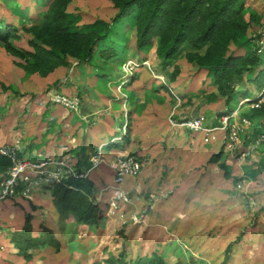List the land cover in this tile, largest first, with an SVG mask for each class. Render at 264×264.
<instances>
[{"label":"rangeland","instance_id":"obj_1","mask_svg":"<svg viewBox=\"0 0 264 264\" xmlns=\"http://www.w3.org/2000/svg\"><path fill=\"white\" fill-rule=\"evenodd\" d=\"M47 6V3L38 4V0H0V18L22 28L23 22L29 25L42 15ZM248 6L247 14L250 11L264 13V0H248ZM68 11L79 25L99 19L109 21L116 14L111 0H72ZM22 15L25 20L20 19ZM130 25L131 22H116L115 25L120 30L123 26L126 36L129 34L127 61L137 63L132 69V77L136 81L130 90L133 96L130 103L127 87L132 81V78L129 79L132 73H124L122 66H116L120 71L114 72L111 83L104 77L102 80L96 78L100 69L94 64L79 65L80 61L75 58L70 59L69 66H61L60 74H57L56 68L50 74L41 76L28 73L18 64L24 62L20 57L8 54L0 46V147H15L21 152L33 141V149L36 146L37 151L35 153L32 149V154L37 156H25V159L48 161L46 172L37 180L30 197L24 199L33 201L36 198L37 202L33 205L49 214L40 224L34 222L36 225L31 234L38 236L42 225H46L54 229L61 243L60 251L48 243L35 245L28 249L31 257H25L19 248L11 246L13 238L9 234L20 225L5 223L7 226L4 229L8 234L0 238V241H5L1 243L6 247L5 252H0V264H91L97 258L117 256L124 248L133 259L161 256L164 264H264V143L243 158L239 153L244 148L241 143L237 144V151L226 152L224 148L222 154L224 133H217L216 140L206 143L200 135L181 129L177 123L194 116H201L205 124L212 125L219 111L226 108L225 99L210 101L209 94L216 92L212 77L184 56L165 66L156 53V46L142 53L147 54L148 59L140 62L135 30L129 32ZM263 31L264 26L253 25L248 37H258ZM28 37L23 33V39L16 43L30 49ZM235 47L232 45V49ZM119 49L122 50L123 46ZM175 64L180 66V73L173 79ZM96 65L103 66L104 63L97 60ZM51 74L54 75L52 78L57 77L53 83L55 86L42 91L40 80ZM64 83L71 88V94L86 90L90 94L112 92L116 93L117 99H121L116 101L113 96L110 106L101 105V101L91 104L90 97L85 94L84 100L89 106L84 104V109L81 106L77 109L89 114L94 110L98 112L90 118L86 117L94 122L107 123L113 118L115 131L119 133L110 142V134L104 135L103 140L114 145L100 144L103 156L98 157L94 169L88 172L95 184L94 196L102 215L100 222L94 225L75 224L72 219L59 215L52 208L53 197L48 188L53 185V180H64L76 172L75 165L80 157L76 159L74 155L81 147H86L83 139L77 145L67 142L71 148L62 146L61 152H58L60 145L56 142L50 144L45 138L42 143L37 142L46 135L42 125L38 124L41 111L54 104L59 112L67 114V110L63 109L67 107L51 101L45 103L44 98L45 95L50 99L57 94H70ZM144 88L145 92L142 91ZM30 90L36 94L29 93ZM40 91L43 93L38 95ZM31 96L36 100L32 106L27 104ZM237 102L238 99L233 104L236 106ZM43 105H46L45 108ZM239 107L241 116L251 111L248 103L240 102ZM113 110L116 115L110 112ZM52 115L49 112L48 116ZM77 121L76 117L73 123ZM91 124L84 122L82 127L78 122L68 131L72 136L84 134L85 137L88 129L87 134L95 133V129L90 128ZM263 124L264 120H253L247 131L251 134H241L240 142L245 141L243 144L247 145L248 137L251 143L254 142L263 133L260 132L264 130L261 129L263 126L258 127ZM36 126H39L38 129ZM62 127L60 120L57 129ZM126 129L130 141L124 146L125 150L115 153L123 146V142L118 141L122 140L120 133L123 130L126 132ZM20 131L21 136L18 134ZM10 134L13 136L7 138ZM4 139L8 143L2 144ZM94 145L87 146L88 157L89 150H93L91 158L96 157L99 148ZM218 153L222 155L220 162L211 163V157ZM125 157H135L140 171L128 173L122 181H118V169L112 164ZM60 160L66 166H59ZM222 163L225 169L221 167ZM2 190L0 184V193ZM30 213L26 212L24 225L29 223ZM1 223L0 227H3ZM229 247L231 251L227 258Z\"/></svg>","mask_w":264,"mask_h":264},{"label":"trees","instance_id":"obj_2","mask_svg":"<svg viewBox=\"0 0 264 264\" xmlns=\"http://www.w3.org/2000/svg\"><path fill=\"white\" fill-rule=\"evenodd\" d=\"M111 1L116 10L113 18L79 25L68 11L72 0H38V4L47 3L48 6L29 25L23 22L19 28L0 18V46L8 54L20 57L24 62L18 64L31 74L46 76L56 68L69 66L70 59L75 58L80 61L79 65L94 64L100 69L98 75L110 76L115 69L114 64L122 66L128 60L129 34L118 39L119 31L114 27L116 22H131L140 62L148 59L147 54L142 55L143 52L157 46L156 53L165 66L184 56L188 62H194L199 69L207 71L216 89L209 94L210 101L225 99L226 103V110L218 113L220 124L223 116L232 113L231 103L238 97L248 99L250 105L260 103L258 107H251L249 113H243V117L250 120L264 117V51L259 52L264 31L258 37H248L253 25L264 26V13L250 11L247 14L248 0ZM24 18L22 15L20 19ZM23 33L29 35L27 44L30 49L16 43L23 39ZM237 42L241 44L237 45ZM232 45L236 46L235 49ZM120 46H123L122 50ZM97 60L104 65H96ZM179 73L180 66L175 64L172 78L175 79ZM254 90L258 93L255 94ZM123 139H130L127 131ZM224 148L225 144L222 154ZM83 154L85 156L79 158L75 165L74 174L48 188L55 208L64 219H72L79 225H94L100 222L102 215L94 196L95 184L88 175L93 162L90 156ZM19 156L23 158L21 153ZM221 157L218 153L211 157L210 162L219 163ZM13 167L11 157L0 154V182L9 177ZM221 167L226 168L224 163ZM31 232L32 226L27 223L13 237L15 246L25 257H31L29 248L44 243L61 250L60 241L49 227L43 225L38 236ZM230 251L231 247L227 250V258ZM161 258L133 259L124 248L117 256L97 258L91 264H164Z\"/></svg>","mask_w":264,"mask_h":264},{"label":"crops","instance_id":"obj_3","mask_svg":"<svg viewBox=\"0 0 264 264\" xmlns=\"http://www.w3.org/2000/svg\"><path fill=\"white\" fill-rule=\"evenodd\" d=\"M89 24V23H88ZM124 24V23H123ZM115 28V27H114ZM116 30H118L119 31V35L118 36H116L118 39H120V38H122V37H128V36H126V30L123 28V26H122V28H121V30L120 29H117V28H115ZM128 30H129V32H131L130 30H132L131 29V27L129 26V28H128ZM122 31V32H121ZM129 42V41H128ZM122 44H125V43H122ZM144 53V52H143ZM140 55V54H139ZM139 59V58H138ZM116 66H118V65H116L115 64V69H114V71H113V73H112V75H110V76H100V75H98V73L96 74V78H98V77H100V80H102V77H104V79H107L108 80V83H111L110 82V79H113V76H114V74L115 73H118L120 70H118L117 71V67ZM62 67H60V68H58L57 69V71L56 72H59V73H57V74H60V69H61ZM121 70L125 73V71H124V65L122 64V68H121ZM99 72V71H98ZM115 72V73H114ZM123 72H122V75H123ZM52 76H54L53 74H51V75H49L48 77H46V78H42V79H44L43 81H41L40 80V83H43L42 85V91L45 89V88H52L53 89V87L55 86V84H54V86H53V83L56 81V79H57V77H53L52 78ZM135 79L134 80H132L131 81V83L130 84H128V85H126V86H128L127 87V90H129L128 92L130 93V90L133 88V86H134V83H135ZM67 82V81H66ZM60 84L62 83V81H60L59 82ZM14 84V83H13ZM63 87V86H62ZM61 87V88H62ZM65 87H67L66 89H67V91L68 90H70L71 88H69L68 86H67V84L66 83H64V88ZM122 87V86H121ZM74 89V88H73ZM42 91H40V92H37L38 93V95H40V94H42L43 92ZM143 92H145V88H144V90H142ZM29 93H33V94H36L35 93V91H28ZM68 92H70V94L72 93L71 92V90L70 91H68ZM80 92V91H79ZM78 91H77V95H79L80 96V99H81V103H80V106H81V108H83V106H84V104H86L87 106H89L88 105V102H86L85 100H84V96H85V94H87L89 97H90V103L91 104H93V101L94 102H99V101H101V105H107V106H110V104H112V99L115 97L116 98V93L115 94H113L112 92H110V93H108V94H102V93H100V92H91V94H90V92L89 91H87L86 90V92H80L81 93V95H80V93H79ZM132 92V91H131ZM254 93L256 94V93H258V91L257 90H254ZM37 96V95H36ZM114 96V97H113ZM117 96H120L119 94H117ZM33 96H31L28 100H27V104H29L30 106H32L33 105V102H36V100H34V98H32ZM44 98H45V103H47V101H51L50 99H49V96H44ZM119 98V97H118ZM238 99V102H237V105L235 106L233 103H231V108H232V113L235 111V110H237V109H239V112H240V107H239V103L241 102V100L242 99H244V98H242V97H238V98H236L235 100H237ZM116 101H119V100H121V99H115ZM133 100V96H132V94L130 93V98H129V103L131 102ZM221 100V99H220ZM45 106L46 105H43V108H45ZM56 105H54V104H51L49 107H48V109L47 110H43V111H41L40 112V118H41V121L39 122L38 121V124L41 126L42 125V130H44L45 131V134L46 135H44L43 137L41 136L40 137V139H38L37 140V142H39V143H42L43 142V139L45 138V140L46 141H48V142H50V144L52 143V141L53 142H56V144H59L60 146H58L57 147V150H58V152H61V150H63L62 149V146H64V148H71L70 146H68L67 145V142H70L71 144H78V142L80 141V140H82L83 139V141L85 142V144H86V147H81L79 150H77L76 151V153H75V155H74V157L77 159L78 157H80V158H82L83 157V153H86L87 152V146L89 145V144H91V143H93V144H95L94 146H98L97 148H99L100 147V144L102 145H106V144H108V145H111L112 143H109L112 139H113V137H115L116 135H118L119 133H117L116 131H115V128H114V126H115V121H114V119L113 118H111V119H108L107 120V123L106 122H94L93 120H87V118L86 117H89L90 118V116H93L94 114H96V113H98V112H94V111H92L90 114L89 113H87L86 111H84V113H82V112H78L77 111V109L76 110H72V111H70V110H68V109H65V108H63L66 112H67V114L65 115V113H62V112H59L58 111V109L55 107ZM60 107V106H59ZM62 108V107H61ZM111 108H113V107H111ZM84 109V108H83ZM224 110H226V108L224 109ZM224 110H221V111H224ZM221 111H219V112H221ZM49 112H51L53 115L51 116V117H49L48 116V114H49ZM111 113H114L115 115H116V112H115V110H113V111H110ZM240 114V113H239ZM241 116V115H240ZM243 116V115H242ZM77 117V123L75 122V123H73V120L75 119ZM255 119H259L260 120V122H262V120H264V117H255L254 119H252L251 121H253V120H255ZM39 120V119H38ZM61 120V122H62V125H63V127H62V129H57V125H58V123H59V121ZM78 122L80 123L81 122V126L83 127L84 126V122H87V123H92V124H95V125H90L91 127V129H95V133L93 134V133H90V134H87L89 131H90V129H88V132H85V137H84V134H80L79 136H72V135H70V133H69V131H68V129H69V127L71 128V127H74V125H76V124H78ZM130 123V122H129ZM83 124V125H82ZM220 123H219V119H217L216 118V120H214V122H213V124L211 125V126H218ZM221 124H222V122H221ZM220 124V125H221ZM87 125V124H86ZM129 128H130V126H129V124L127 123L126 124ZM80 126V127H81ZM263 126V127H262ZM38 127L39 126H36V129H38ZM87 127H88V125H87ZM118 127H120V126H118ZM259 128L260 127H262L261 129H264V124L263 125H259L258 126ZM181 129H183V128H181ZM184 130H186V131H189V132H191L190 130H188V129H184ZM260 130V129H259ZM28 131H29V129H28ZM28 131H26V133L28 132ZM126 131H127V129H126ZM125 131L123 130L121 133H120V135H121V137H122V140L121 141H118V142H123V146H122V148H119V150L118 149H116L114 152L115 153H119V152H122L123 151V149L125 150L126 149V147L124 148V146L125 145H127L128 144V141H130V139L127 141L126 139H123V137H124V135H125V133H124ZM128 132V131H127ZM260 132H264V130L263 131H260ZM129 133V132H128ZM191 133H193V134H198V133H194V132H191ZM258 133V132H257ZM18 134H20L19 136H21L22 135V132L20 131ZM33 134V133H32ZM67 134V135H66ZM86 134H87V137H86ZM105 134H110V139H109V142L108 141H104L103 140V137H104V135ZM220 134H222V132L220 133ZM198 135H200V134H198ZM10 136H13V134H10V135H7V138H10ZM93 136V137H92ZM201 136V135H200ZM201 138H202V136H201ZM84 139H86V140H84ZM0 140H2V137L0 136ZM248 140V139H247ZM250 140H251V138H250ZM8 140H6V139H4L3 141H2V144H4V142L5 143H8L7 142ZM249 141V140H248ZM213 142V141H212ZM118 144V143H117ZM122 144V143H121ZM224 144V143H223ZM112 145H114V144H112ZM31 146V147H30ZM30 146H26V148L24 149V150H21V154H22V156L25 158V156L27 157V158H29V156L30 157H32V156H37L36 154H32V149H33V141H31V143H30ZM128 146H130V144L128 145ZM127 146V147H128ZM223 146V145H222ZM36 147V146H35ZM35 147H34V149H33V151L36 153V149H35ZM117 148V147H116ZM39 150V149H38ZM68 151V150H67ZM93 150H89V156L91 157V155H92V152ZM103 151V150H102ZM226 152H229V151H226ZM39 154H41V153H39ZM66 154V153H65ZM68 154V153H67ZM111 154V153H110ZM35 157H33V158H35ZM79 159V158H78ZM78 159H77V161H78ZM217 164V163H216ZM33 202H37L36 201V198L35 199H33V201L32 200H30V199H24V198H22V197H19V198H17V197H15V198H4V199H0V222H2L3 223V227H0V238L2 237V235L3 234H8L7 233V230H5L4 229V227H6L7 225L5 224V223H8L9 225H14V224H19L20 225V227H17L16 229H15V231H13V232H11V233H9L10 235H11V237L13 238L15 235V232L16 231H21L22 229H23V227L25 226L24 224H25V216H26V212H31L30 213V215H29V217H28V219L30 218V224H31V226H32V232H34L33 230L35 229V225L36 224H34V222L35 223H37V225L38 224H40L43 220H46V218H48V216H49V214H48V212L47 211H45V209H43V211H40V210H38L37 209V207H36V205H33L34 203ZM32 205L34 206V208L32 209ZM52 208L53 209H56L55 208V206H54V204L52 203ZM56 211H57V209H56ZM58 212V211H57ZM59 214V213H58ZM60 215V214H59ZM1 223V224H2ZM41 226V225H40ZM43 226V225H42ZM46 226V225H45ZM37 227V226H36ZM48 227V226H47ZM50 228V227H49ZM51 229V228H50ZM52 230H54V229H52ZM41 232V231H40ZM55 232V231H54ZM56 234V233H55ZM12 240V242L14 241L13 239H11ZM3 243H5V241L2 239L1 240ZM1 241H0V247H3V243H1ZM11 246H13V248H15L16 246H15V244H14V242L13 243H11ZM17 248V247H16ZM5 249H6V247H5V245H4V248H3V250L1 249L0 250V252H5Z\"/></svg>","mask_w":264,"mask_h":264},{"label":"built area","instance_id":"obj_4","mask_svg":"<svg viewBox=\"0 0 264 264\" xmlns=\"http://www.w3.org/2000/svg\"><path fill=\"white\" fill-rule=\"evenodd\" d=\"M264 34V33H263ZM260 51H264V35L260 40ZM126 66V67H125ZM137 66V63L130 60L124 64V71H130L131 76H133V71ZM74 95V96H72ZM52 103L63 105L67 109L76 110L80 106L81 99L77 94H57L50 97ZM248 102V99H242L241 104ZM261 102V101H260ZM260 104V103H259ZM259 104H252L251 107H258ZM239 109L235 110L230 115H225L222 118V124L220 126H211L205 124L206 121L201 116H194L189 119H185L180 123H177L183 129H188L191 132L198 133L202 136L204 142H212L217 139V133H224V144L226 151L235 152L237 151V144L241 143L244 147L242 151H239L243 158L250 155V152L257 148L259 145L264 143V132L260 133L254 142L251 143L250 137H248V144H243L245 141L240 142L241 134L249 135L247 133L252 125V121L247 117H242L239 114ZM247 138V137H246ZM251 143V144H250ZM18 151L15 147H0V154L7 155L11 157L14 163V167L9 174V177L2 180L0 184L3 187L2 193H0V199L15 198L18 195L25 197H30V193L34 190L37 180L46 172V167L49 164L48 161H30L25 158H20ZM96 157L91 158L95 166L98 161V157L103 156V151L98 149V153L95 154ZM66 166L63 161H59V166ZM92 166L91 170L94 169ZM112 167L118 169L117 179L122 181L128 173H138L140 171V164L135 159V157H125L120 158L117 162L112 164ZM90 170V171H91ZM89 171V172H90ZM74 174V173H73ZM61 181L60 180H53Z\"/></svg>","mask_w":264,"mask_h":264}]
</instances>
